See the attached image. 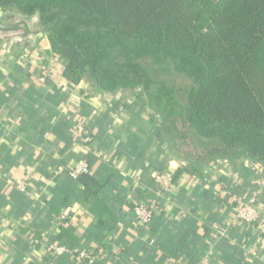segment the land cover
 Instances as JSON below:
<instances>
[{"label":"crops","instance_id":"crops-1","mask_svg":"<svg viewBox=\"0 0 264 264\" xmlns=\"http://www.w3.org/2000/svg\"><path fill=\"white\" fill-rule=\"evenodd\" d=\"M50 52L37 17L0 9V264H81L74 248L94 251L99 264H264V245L232 226L229 211L205 193L211 187L222 199L236 178L233 197L243 198L260 182L259 164L211 165L172 183L188 163L158 139L161 119L150 106L132 97L140 110L113 109L87 82L69 87L65 63ZM44 68L50 84L39 81ZM78 121L94 130L90 147L79 141ZM83 160L106 183L94 196L70 176ZM21 180L26 194L17 190ZM140 202L155 209L145 227L133 211ZM67 220L73 240L63 238Z\"/></svg>","mask_w":264,"mask_h":264},{"label":"trees","instance_id":"trees-1","mask_svg":"<svg viewBox=\"0 0 264 264\" xmlns=\"http://www.w3.org/2000/svg\"><path fill=\"white\" fill-rule=\"evenodd\" d=\"M0 9L38 18L69 87L87 82L113 109L140 110L132 97L150 106L158 139L188 163L172 183L241 159L264 172V0H0ZM173 73L192 84L185 102L163 79ZM77 181L89 196L106 184L89 173ZM68 221L63 238L73 240Z\"/></svg>","mask_w":264,"mask_h":264},{"label":"built area","instance_id":"built-area-1","mask_svg":"<svg viewBox=\"0 0 264 264\" xmlns=\"http://www.w3.org/2000/svg\"><path fill=\"white\" fill-rule=\"evenodd\" d=\"M50 76V70L48 68H44L39 81L46 84ZM90 127V124L86 121H78L75 125V131L79 141L86 147H90L94 142V130ZM261 167H258L260 169L258 172L260 182H258L257 187H254L252 191H249L250 194L246 196L247 198L244 197L235 199L233 197L236 194V190L239 188V184L236 183L238 179L235 178V180H233V185L223 198L224 200H227L231 206L227 207V205L222 204L221 209L229 211V218L231 219L229 223L232 226L237 227L249 225L251 235H255L258 241L264 245V172ZM89 172L90 164L87 160H83L72 168L70 176L77 179L79 175ZM168 178L169 177H166L163 173H158L156 175V182L164 187L170 182ZM16 187L19 192L24 194L27 193V183H25V181H18L16 183ZM219 193L221 195L220 197H222V192ZM70 212V208L66 209L62 218H68ZM154 213V205L151 202L137 203L134 208L135 219L140 227H145L150 224L154 218ZM53 249L56 254H62L65 252V249L62 247H53ZM71 253H73L77 259L80 260L81 264H99L97 254L92 250L75 248L71 251Z\"/></svg>","mask_w":264,"mask_h":264},{"label":"rangeland","instance_id":"rangeland-1","mask_svg":"<svg viewBox=\"0 0 264 264\" xmlns=\"http://www.w3.org/2000/svg\"><path fill=\"white\" fill-rule=\"evenodd\" d=\"M163 79L167 80L175 87L179 99L182 102H185V95L192 86L191 82L183 76L176 75L175 73L171 75L163 74Z\"/></svg>","mask_w":264,"mask_h":264}]
</instances>
